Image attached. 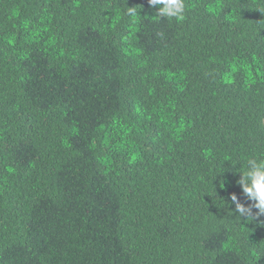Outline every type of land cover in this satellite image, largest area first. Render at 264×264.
I'll use <instances>...</instances> for the list:
<instances>
[{
  "label": "trees",
  "instance_id": "trees-1",
  "mask_svg": "<svg viewBox=\"0 0 264 264\" xmlns=\"http://www.w3.org/2000/svg\"><path fill=\"white\" fill-rule=\"evenodd\" d=\"M249 159L264 0H0V264H264Z\"/></svg>",
  "mask_w": 264,
  "mask_h": 264
},
{
  "label": "clouds",
  "instance_id": "clouds-1",
  "mask_svg": "<svg viewBox=\"0 0 264 264\" xmlns=\"http://www.w3.org/2000/svg\"><path fill=\"white\" fill-rule=\"evenodd\" d=\"M149 5L157 9L158 18L182 19L185 12V0H148ZM128 14L137 15L134 8H128ZM243 194L247 200L252 202L245 206L237 199L236 195L231 196V201L235 205V212L238 217L247 219L264 216V159H249L246 170L241 173L238 181ZM253 208L257 210L253 216Z\"/></svg>",
  "mask_w": 264,
  "mask_h": 264
}]
</instances>
